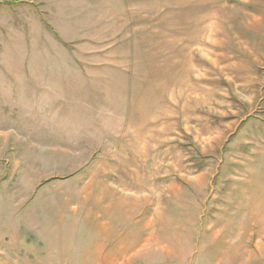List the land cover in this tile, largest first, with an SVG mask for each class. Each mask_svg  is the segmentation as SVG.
Masks as SVG:
<instances>
[{
    "label": "rangeland",
    "instance_id": "374dc122",
    "mask_svg": "<svg viewBox=\"0 0 264 264\" xmlns=\"http://www.w3.org/2000/svg\"><path fill=\"white\" fill-rule=\"evenodd\" d=\"M100 213L121 264H264V0H0V264Z\"/></svg>",
    "mask_w": 264,
    "mask_h": 264
},
{
    "label": "crops",
    "instance_id": "0c3cea01",
    "mask_svg": "<svg viewBox=\"0 0 264 264\" xmlns=\"http://www.w3.org/2000/svg\"><path fill=\"white\" fill-rule=\"evenodd\" d=\"M108 4V1H107ZM109 9H113L108 5ZM104 214L108 217V211ZM92 217L94 219V227L90 229L91 236L93 237L92 245H90L91 260L85 264H119V260L124 259L125 253L133 251L134 254L142 249V243L139 238H135L133 234H138V226L132 227V229L125 228L124 225H119L117 221H112L116 225H108V222L104 220V216L101 213L95 215H88V220ZM129 234L128 238H125V234ZM172 252V250H170ZM177 256L178 254L169 253V258ZM137 260V259H136ZM8 264V262H4ZM121 264V263H120Z\"/></svg>",
    "mask_w": 264,
    "mask_h": 264
}]
</instances>
